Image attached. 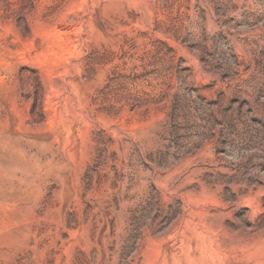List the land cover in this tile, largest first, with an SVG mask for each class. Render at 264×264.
Segmentation results:
<instances>
[{
  "label": "rangeland",
  "instance_id": "rangeland-1",
  "mask_svg": "<svg viewBox=\"0 0 264 264\" xmlns=\"http://www.w3.org/2000/svg\"><path fill=\"white\" fill-rule=\"evenodd\" d=\"M0 264H264V0H0Z\"/></svg>",
  "mask_w": 264,
  "mask_h": 264
}]
</instances>
